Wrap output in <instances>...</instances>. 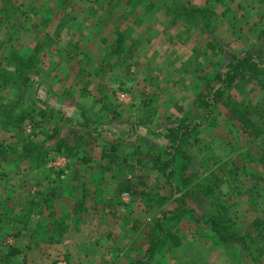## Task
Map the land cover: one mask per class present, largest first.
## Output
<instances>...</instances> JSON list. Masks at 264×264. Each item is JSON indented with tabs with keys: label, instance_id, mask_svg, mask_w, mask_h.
I'll list each match as a JSON object with an SVG mask.
<instances>
[{
	"label": "rangeland",
	"instance_id": "1",
	"mask_svg": "<svg viewBox=\"0 0 264 264\" xmlns=\"http://www.w3.org/2000/svg\"><path fill=\"white\" fill-rule=\"evenodd\" d=\"M244 52L264 0H0V264H264V72L195 100Z\"/></svg>",
	"mask_w": 264,
	"mask_h": 264
},
{
	"label": "trees",
	"instance_id": "2",
	"mask_svg": "<svg viewBox=\"0 0 264 264\" xmlns=\"http://www.w3.org/2000/svg\"><path fill=\"white\" fill-rule=\"evenodd\" d=\"M264 59V58H263ZM263 62L256 60L252 57L250 52H244L241 56L231 55L224 66L223 72H217L214 74L213 79L217 83V86L212 88L211 92L206 94L198 93L196 96V104L198 107H207V112H209V108L211 107V103L213 97H219L223 93L225 88H228L233 83L236 77H244V76H256L260 73V71L264 72ZM20 119H18L19 121ZM197 126V123L187 122L184 119H178L176 122L164 129L165 133L163 137L167 141V146L164 148L176 149L177 145L182 138L186 137L192 129ZM172 152H165L164 156L155 155L152 160L157 163L158 168L163 171H167L166 175L170 176V159H172ZM4 158V156H2ZM7 158V157H5ZM163 159V160H161ZM257 161L263 162L264 164V152L258 154ZM125 189V188H124ZM54 219V218H53ZM51 225L58 230H62L64 228L61 220H52ZM226 240L240 241L242 238L237 236L236 234H227L225 235ZM159 241V236H155L150 239L146 250L144 251V257L140 261L145 259H150L155 251L156 245Z\"/></svg>",
	"mask_w": 264,
	"mask_h": 264
},
{
	"label": "crops",
	"instance_id": "3",
	"mask_svg": "<svg viewBox=\"0 0 264 264\" xmlns=\"http://www.w3.org/2000/svg\"><path fill=\"white\" fill-rule=\"evenodd\" d=\"M161 35H163L162 33H161ZM167 39L168 40H170L168 37H167ZM178 54H180V51H178L177 52ZM163 89H165V88H163ZM101 164L99 163V166H100ZM27 218V216H25L24 217V219H26ZM25 227V226H24ZM24 227H20L19 228V231L22 229V228H24ZM21 232H24V231H21ZM42 233V234H47V233H49V235L50 236H63V235H65L64 236V239L62 240V244L63 245H61V246H63V247H66V248H68L69 247V244H71V240L73 241V243H74V238L79 234V230L77 231V232H75V229L73 230V231H69L67 228H63L62 230H58V229H56L55 227H43V228H40V227H31V228H27V234H28V236H32V234H35V233ZM73 237V238H72ZM71 240H70V239ZM50 241H52V239L51 238H49V237H47L45 240H44V242H47V243H49ZM56 240H54L53 242H55Z\"/></svg>",
	"mask_w": 264,
	"mask_h": 264
}]
</instances>
